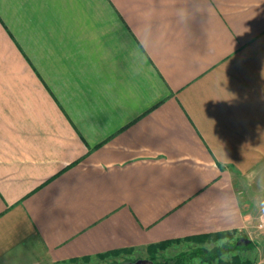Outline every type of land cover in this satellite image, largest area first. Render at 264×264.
I'll return each mask as SVG.
<instances>
[{
    "label": "crops",
    "instance_id": "obj_1",
    "mask_svg": "<svg viewBox=\"0 0 264 264\" xmlns=\"http://www.w3.org/2000/svg\"><path fill=\"white\" fill-rule=\"evenodd\" d=\"M262 167L264 0H0V264L230 240Z\"/></svg>",
    "mask_w": 264,
    "mask_h": 264
},
{
    "label": "rangeland",
    "instance_id": "obj_2",
    "mask_svg": "<svg viewBox=\"0 0 264 264\" xmlns=\"http://www.w3.org/2000/svg\"><path fill=\"white\" fill-rule=\"evenodd\" d=\"M260 171L259 176L240 177L238 196L242 206L247 210V214H249L248 219L251 221V226L240 231L237 235H229L228 238L230 240L227 241L231 242V247H233L214 261L219 262L218 264H264V231L255 225L258 218H264V167ZM216 239L212 236L203 239H191L188 241V245L182 249L176 248V250L173 249L171 252L159 255L155 254V256H147L146 253L138 256H129L117 251L110 252L104 256H100L97 264H145L148 261H151L150 264H155L156 260L161 261L165 257L175 256L182 250L194 247L210 248L225 242ZM201 263L206 264V261H203L199 257H192L187 259L183 264Z\"/></svg>",
    "mask_w": 264,
    "mask_h": 264
},
{
    "label": "trees",
    "instance_id": "obj_3",
    "mask_svg": "<svg viewBox=\"0 0 264 264\" xmlns=\"http://www.w3.org/2000/svg\"><path fill=\"white\" fill-rule=\"evenodd\" d=\"M209 233L208 235H210ZM217 236H222L224 235L223 232H217L215 233ZM231 242L225 241L221 245H215L210 248L207 247H194L188 250H182L178 252L175 256L171 257H165L164 260H156L155 264H183L187 259L192 258V257H199L203 261H206V264H218L219 262H214L218 257L220 258L222 254L225 252L231 250ZM161 247L162 244L157 243L155 244L156 247ZM154 248V249H155ZM149 256H155V252L151 253ZM219 260V259H218Z\"/></svg>",
    "mask_w": 264,
    "mask_h": 264
},
{
    "label": "built area",
    "instance_id": "obj_4",
    "mask_svg": "<svg viewBox=\"0 0 264 264\" xmlns=\"http://www.w3.org/2000/svg\"><path fill=\"white\" fill-rule=\"evenodd\" d=\"M257 226L259 228H261V226H264V218L263 217H260L259 218L258 223H257Z\"/></svg>",
    "mask_w": 264,
    "mask_h": 264
},
{
    "label": "clouds",
    "instance_id": "obj_5",
    "mask_svg": "<svg viewBox=\"0 0 264 264\" xmlns=\"http://www.w3.org/2000/svg\"><path fill=\"white\" fill-rule=\"evenodd\" d=\"M261 230L264 231V226H261Z\"/></svg>",
    "mask_w": 264,
    "mask_h": 264
},
{
    "label": "water",
    "instance_id": "obj_6",
    "mask_svg": "<svg viewBox=\"0 0 264 264\" xmlns=\"http://www.w3.org/2000/svg\"><path fill=\"white\" fill-rule=\"evenodd\" d=\"M151 263V261H148L147 263H145V264H150Z\"/></svg>",
    "mask_w": 264,
    "mask_h": 264
}]
</instances>
